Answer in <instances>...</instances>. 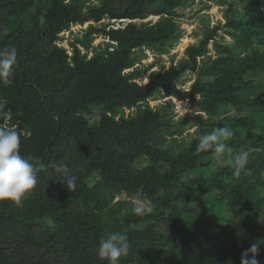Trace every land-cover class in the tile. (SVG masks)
I'll return each instance as SVG.
<instances>
[{"label":"trees","instance_id":"16d2710c","mask_svg":"<svg viewBox=\"0 0 264 264\" xmlns=\"http://www.w3.org/2000/svg\"><path fill=\"white\" fill-rule=\"evenodd\" d=\"M188 0H0V49L15 47L11 84H0V103L22 131L20 154L39 167L37 185L20 205L0 200V264H108L99 260L102 237L127 234L131 248L120 264H241L242 253L259 242L264 264V0H242L244 15L225 27L244 53L215 40L221 26L187 48L188 59L141 84L124 74L135 64L134 49L160 46L179 36L174 20ZM161 16L153 24L135 20ZM105 18L129 20L122 27L88 30L114 42L91 59L75 48L73 62L57 36L73 23ZM123 22V21H122ZM214 40L219 56L199 72L190 90L177 84ZM263 75V76H262ZM159 90L189 98L199 111L170 120L158 110L116 119ZM100 120L90 123L87 115ZM111 113V115L109 114ZM196 127L182 141L170 140ZM220 127L223 165L197 151L199 138ZM230 149V151L228 150ZM251 149L247 172L233 175V160ZM147 160L137 163L140 157ZM66 164L77 178L68 191L54 167ZM194 177L184 179L186 174ZM150 199L145 216L127 211L102 217L121 192Z\"/></svg>","mask_w":264,"mask_h":264},{"label":"rangeland","instance_id":"374dc122","mask_svg":"<svg viewBox=\"0 0 264 264\" xmlns=\"http://www.w3.org/2000/svg\"><path fill=\"white\" fill-rule=\"evenodd\" d=\"M99 4L100 0H90L88 4ZM244 3L242 0H188L184 6L178 8L177 16L174 17L178 25L179 36L160 46H142L134 49L132 56L135 58V64L124 70V74H131L136 72L133 76L136 81L141 84L148 83L152 76L159 72H165L172 69V67L182 64L188 59L187 48L193 45H198L205 37L206 33L210 32L216 26H221L222 30L219 32L215 40L220 43H225L235 49L237 56H242L244 51L236 46L235 40L230 36L232 29L225 27L226 23L232 18H242L244 15ZM161 19V16L150 15L146 19L135 20L139 25L153 24ZM129 20L110 19L105 18L100 22L87 21L84 24L73 23L68 29L63 30L55 41L58 47L66 49L70 56L69 62H73V55L75 48H79L81 55L87 56L91 59L94 55L104 51L106 47L113 45L114 42L108 36L101 32L90 34L89 47L84 46L83 41L87 37V33L91 25L98 28L106 27L107 30L111 28L122 27L124 23ZM255 48L264 50V45L255 44ZM219 56V52L215 47L214 40L208 43V50L205 54L198 56V69L187 70L179 78L177 84L180 88L190 90L192 85L199 76V71ZM264 74V73H263ZM263 76V75H262ZM150 108L154 111H160L165 118L170 120H181L184 116L189 114H197L201 111L192 105L189 98L179 100L176 97L169 96L165 91L159 90L153 96H150L143 102L134 106H121L116 112V119H129L134 116L139 110ZM111 115V113H109ZM90 123H96L100 120L97 113L87 115ZM9 125V122H6ZM24 131V129H22ZM196 130V127L190 128L183 133H178L170 140L182 141L189 133ZM25 132V131H24ZM147 156L140 157V167L147 160ZM144 161V162H143ZM194 173L186 174L184 179L188 180L194 177ZM139 196L121 192L115 195L112 200L109 210L102 213L104 219L111 216H120L125 212L132 211V203ZM142 199V198H140ZM149 203L151 209L154 203L150 199H143ZM152 211V210H151Z\"/></svg>","mask_w":264,"mask_h":264},{"label":"clouds","instance_id":"9594fccd","mask_svg":"<svg viewBox=\"0 0 264 264\" xmlns=\"http://www.w3.org/2000/svg\"><path fill=\"white\" fill-rule=\"evenodd\" d=\"M123 21V20H122ZM17 62V50L15 47L0 49V84H11L14 65ZM6 104L0 103V119L11 122L13 112L6 110ZM23 131V130H22ZM22 131H18L17 125L0 126V200L8 199L16 205H20L31 190L37 185V172L44 168L43 164H37L31 157L20 154ZM233 133L226 127L215 129L212 133L202 135L199 138L197 151H209L213 153L214 162L223 165L224 153L227 148L225 141ZM230 151V149H228ZM251 149H241L233 160V175L239 177L242 172H247L246 165L251 157ZM54 172L64 187L70 192L77 189V178L71 173L66 164H58ZM132 212L136 216H145L151 212V207L146 200L136 198L131 201ZM261 243H253L249 249L241 255V264H261L257 259L260 254ZM131 248L127 234L113 232L102 237L96 252L99 260L108 264H120V258L126 256Z\"/></svg>","mask_w":264,"mask_h":264}]
</instances>
